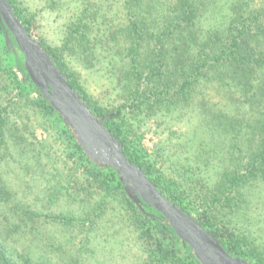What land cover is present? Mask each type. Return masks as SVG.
Wrapping results in <instances>:
<instances>
[{"label": "trees", "instance_id": "16d2710c", "mask_svg": "<svg viewBox=\"0 0 264 264\" xmlns=\"http://www.w3.org/2000/svg\"><path fill=\"white\" fill-rule=\"evenodd\" d=\"M91 1L84 0L77 7L62 44L51 46L33 35L34 15L28 7L20 0H8L70 87L122 143L126 158L144 171L165 198L200 219V225L229 255L257 264L251 258L254 250H248L249 242L219 226L217 213L219 208L238 206L245 187L254 180L264 182V0H118L114 6H103L105 0L94 6ZM11 39L6 46L0 27V264H61L64 253L71 259H84L80 256L84 240L97 231L98 226L91 228L99 225L97 221L113 203L119 206L117 218L138 232L151 264L181 261L174 252L180 242L171 226L151 206L143 202L141 208L136 206L112 168L96 166L86 157L61 117L28 78L22 54ZM77 57L106 63L111 90L123 104L110 110L92 98L70 65ZM200 89L213 90L224 98L214 112L204 101L202 117L205 128L212 132L232 130V161L207 192L194 197L183 184L189 176L180 175L179 180L169 167H157L123 110L129 108L134 118L135 111L146 116L159 112L165 117L172 107L190 105ZM32 117L41 118L38 126L44 129L43 121H47L59 155L71 160L75 170L63 163L55 175L44 172L55 160L46 153L42 162L38 152L28 151L26 136L19 135L20 127L34 128ZM28 153L34 161L21 164ZM8 158L20 165L16 168L23 171V179L37 175L25 182L34 195L29 202L7 177L11 173ZM197 200L201 210L194 206ZM60 230L65 233L64 244L52 237ZM78 230L84 240L75 251L72 235ZM70 248L73 255L66 252ZM182 250L187 261L180 264H200L189 249Z\"/></svg>", "mask_w": 264, "mask_h": 264}, {"label": "rangeland", "instance_id": "374dc122", "mask_svg": "<svg viewBox=\"0 0 264 264\" xmlns=\"http://www.w3.org/2000/svg\"><path fill=\"white\" fill-rule=\"evenodd\" d=\"M20 1L34 15L33 35L37 38H44L45 42L51 46H59L62 44L66 25L72 20V16L77 12V7L84 0ZM117 1L108 0L106 2L105 0L103 6H114ZM91 2L95 6L99 0H92ZM97 4L102 5V1ZM100 22L101 18L96 21V25ZM70 65L79 75L80 82L99 104L110 110H115L120 104H123L119 101L121 97L116 94V91L111 90L113 83L110 84V81L112 77L105 69L107 68L106 63L98 64L92 60L86 62L77 57ZM18 76L21 78V74H18ZM193 97L191 104L188 106L182 105L166 110L165 117H162L163 113L159 112L146 116L144 112L135 111L136 117L134 118L132 112H129V108H125L123 112L127 114L128 118H131L132 129L136 132L140 145L153 159L155 158L158 162L157 167H162L163 170L169 167L172 170L171 175L179 180L180 175L181 177L189 176L190 179L184 178V187L193 195L198 194L199 196L202 195L201 192H207L209 185L218 180L219 173L222 170L230 167L233 133L230 128L214 130V132L205 128L204 118L202 117L203 102L207 101L208 107H211L214 112L217 102L224 100L221 95L218 96L213 90L204 92L203 89H200L198 94L196 92ZM30 120V124L34 128L26 125V130H23L20 127L19 135L26 136L25 143L30 144L28 151L35 154L38 152V157L40 159L42 157V162L47 159L46 153H48L49 159L55 160L56 163L47 165L44 172L47 175H55L63 163L72 171L75 170L71 160L66 161L65 157L59 155L58 145L52 141L55 137L54 131L48 123L46 124L47 121H43L46 127L44 129L38 126L39 120H42L41 118L35 119L32 117ZM30 130H33V136ZM13 156H16L14 152ZM26 159L21 164L25 165L28 161H30L29 163L34 161L30 153L26 155ZM8 166L11 173L8 172L7 177L14 181L16 189L21 194H25V199L29 202L34 195L32 190H28L25 182L36 178L37 175L29 174L23 179V171H18V168H16L20 165L13 163L11 158H8ZM44 177L47 178L46 175ZM244 190L243 200L238 206L233 205L231 208L226 209L219 208L217 216L220 221L218 225L227 227L247 243L249 242L248 250H254L251 253L253 262L264 264V182L256 179ZM200 203V200L195 201V208L201 210ZM118 207L117 203L109 205V210H106L101 220L97 221L99 225L91 228L96 229V226H98L96 232H92L88 237V232L85 231L84 234L88 238L83 239L86 245L80 255L84 259H78L77 257L71 259L64 253L61 264H78V261L79 264H151L150 259L143 250L138 232L131 225H127L120 218H117L116 215L119 214ZM72 236H74L72 246L76 251L81 247L83 241L81 238L84 235L80 234L78 230L76 236ZM52 237L58 243H65L63 239L65 233L62 230L55 231ZM63 247L64 250L67 248V246ZM180 247L181 245L178 244L174 248V252L177 259L185 262L186 259L182 249L187 250ZM66 252L73 255V248ZM58 254H60L59 251ZM181 261L176 262L180 264ZM170 262L167 264H171Z\"/></svg>", "mask_w": 264, "mask_h": 264}, {"label": "water", "instance_id": "95a60500", "mask_svg": "<svg viewBox=\"0 0 264 264\" xmlns=\"http://www.w3.org/2000/svg\"><path fill=\"white\" fill-rule=\"evenodd\" d=\"M0 27L6 46L13 37L28 78L61 117L86 157L96 166L112 168L128 198L139 208L141 203L159 212L175 232L180 244L200 264H249L229 255L195 218L165 198L144 171L132 164L122 152V143L103 125L69 85L66 76L15 15L8 0H0Z\"/></svg>", "mask_w": 264, "mask_h": 264}]
</instances>
